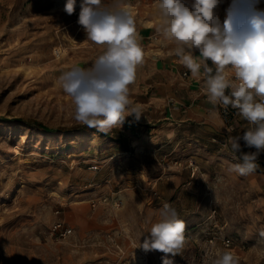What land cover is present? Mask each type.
<instances>
[{
    "label": "rangeland",
    "instance_id": "1",
    "mask_svg": "<svg viewBox=\"0 0 264 264\" xmlns=\"http://www.w3.org/2000/svg\"><path fill=\"white\" fill-rule=\"evenodd\" d=\"M251 1L220 0V25L231 20L242 36L264 8ZM66 2L0 0V264H162L163 253L138 245L165 203L186 225L174 264H213L225 251L264 264V169L229 171L240 162L228 143L234 119L215 132L195 118L151 120L173 79L167 54L178 59L158 0H102L131 5L143 50L128 85L141 117L107 135L74 119L61 87L63 73L91 68L107 47L87 39ZM57 220L71 234L53 233Z\"/></svg>",
    "mask_w": 264,
    "mask_h": 264
},
{
    "label": "clouds",
    "instance_id": "2",
    "mask_svg": "<svg viewBox=\"0 0 264 264\" xmlns=\"http://www.w3.org/2000/svg\"><path fill=\"white\" fill-rule=\"evenodd\" d=\"M219 2L158 0V9L163 35L175 41V54L192 76L203 75L209 101L237 109L255 126L228 141L240 160L229 171L247 176L258 169L257 161L264 154V11H255L247 31L236 36L231 20L222 27L215 16ZM75 4L76 0H67V14H73ZM80 9L77 23L87 39L107 47L91 68L74 67L63 73L61 87L75 106L74 119L107 135L112 128L121 127L126 117H141L139 107H130L128 85L135 79L143 50L134 17L127 8L117 3L104 5L102 0H82ZM194 50L199 51V61ZM245 148L250 151L245 152ZM160 215L161 219L152 224L150 235L138 247L145 252L159 251L164 254L162 264H174L173 258L181 254L186 244V225L167 203ZM213 264H239V258L232 251H225Z\"/></svg>",
    "mask_w": 264,
    "mask_h": 264
},
{
    "label": "crops",
    "instance_id": "3",
    "mask_svg": "<svg viewBox=\"0 0 264 264\" xmlns=\"http://www.w3.org/2000/svg\"><path fill=\"white\" fill-rule=\"evenodd\" d=\"M249 3L252 7L258 6L255 1H251ZM168 55L169 54H167V57H169L168 59L171 60L170 63H167L169 65V69L171 70L169 74H173V79L164 87L165 91L163 94L165 97L162 102V106L158 108L159 110L155 109L153 112L151 111V120L154 119L159 121L161 119H172L184 121L189 118H195L198 122H207L205 128L212 130L213 132H215V130H224L226 123L221 114V104H213L209 101L204 90L205 78L203 75L198 78H194L190 70L180 63L179 58L175 60L172 58V54ZM195 57L199 61L200 57L197 55H195ZM174 61H177L175 65L173 64ZM207 63L208 66L212 67L213 71H215V66L211 63V61H208ZM184 68L186 70L183 71V75L181 76V70ZM186 72L187 75H185ZM201 73H203V68H201ZM229 74L231 75V73ZM174 86H178L175 91H173ZM178 104L180 107L177 106ZM234 121L237 123L238 129L237 132L230 133L228 135L229 138L241 136L245 131L249 130V128L255 127L245 120L239 114L238 110L236 111ZM127 122H129V120H127ZM241 143L243 144L242 141ZM252 151H254V149ZM257 162H260L258 163L259 168L264 169V154H261Z\"/></svg>",
    "mask_w": 264,
    "mask_h": 264
},
{
    "label": "built area",
    "instance_id": "4",
    "mask_svg": "<svg viewBox=\"0 0 264 264\" xmlns=\"http://www.w3.org/2000/svg\"><path fill=\"white\" fill-rule=\"evenodd\" d=\"M80 10L81 9L78 8V9H75L73 12V15L76 18V21H78ZM260 11H264V8ZM245 31H247V30H245ZM244 32H243V34H244ZM59 53H61V52H58V55H60ZM185 75H187V72L185 73ZM221 109H222V116H223L225 122L231 123L232 120L234 119V116H235V109H233L231 106H228L227 108H225L223 105H221ZM231 129H233V126H231ZM52 232L57 234L60 237H64V236L71 234L72 229L67 227L62 220H57L54 222V224L52 226ZM226 245L229 246L230 245L229 242H226Z\"/></svg>",
    "mask_w": 264,
    "mask_h": 264
},
{
    "label": "bare ground",
    "instance_id": "5",
    "mask_svg": "<svg viewBox=\"0 0 264 264\" xmlns=\"http://www.w3.org/2000/svg\"><path fill=\"white\" fill-rule=\"evenodd\" d=\"M125 8L131 9V6L127 4V5H125Z\"/></svg>",
    "mask_w": 264,
    "mask_h": 264
},
{
    "label": "trees",
    "instance_id": "6",
    "mask_svg": "<svg viewBox=\"0 0 264 264\" xmlns=\"http://www.w3.org/2000/svg\"><path fill=\"white\" fill-rule=\"evenodd\" d=\"M44 127V126H43Z\"/></svg>",
    "mask_w": 264,
    "mask_h": 264
}]
</instances>
